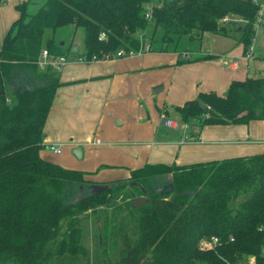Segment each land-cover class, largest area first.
I'll use <instances>...</instances> for the list:
<instances>
[{
  "label": "trees",
  "instance_id": "trees-1",
  "mask_svg": "<svg viewBox=\"0 0 264 264\" xmlns=\"http://www.w3.org/2000/svg\"><path fill=\"white\" fill-rule=\"evenodd\" d=\"M29 2L15 5L18 16L0 44V264H53L64 255L66 264L73 263L83 253L81 216L88 209L101 220L99 253L104 255L108 212L95 209L110 204L109 197L125 186L149 202L137 207L125 202L135 235L119 225L115 264H241L248 255L259 257L264 246V151L188 164L144 163L126 177L91 180L85 171L40 155L45 121L62 82L57 69L36 63L43 47L52 56L70 50L71 44L64 51L53 37L67 25L83 28L87 59H103L119 49L137 52L142 46L134 33L148 25L147 13L151 50L181 53L204 33L226 34L220 20L232 14L244 20L237 30L246 51L254 33L253 2L45 0L33 13L27 11ZM45 29L52 35L44 41ZM179 52L177 63L217 58L206 53L182 59ZM173 109L182 122L198 118L199 128L264 121V75L232 79L224 94L199 92ZM161 176H170L173 190L152 193L151 178ZM93 184L109 187L92 192ZM211 235L218 243L201 248Z\"/></svg>",
  "mask_w": 264,
  "mask_h": 264
},
{
  "label": "crops",
  "instance_id": "crops-1",
  "mask_svg": "<svg viewBox=\"0 0 264 264\" xmlns=\"http://www.w3.org/2000/svg\"><path fill=\"white\" fill-rule=\"evenodd\" d=\"M22 1L0 2V44L18 16L15 5ZM239 47L205 51L217 58L181 63L167 51L111 54L88 63L74 62L73 54L57 69L62 84L45 121L40 155L49 160L43 149L51 144L70 151L79 146V160L84 156L85 161L97 160V156L104 159L94 170L82 171L95 174L90 175L98 177L95 180H109L126 177L130 169L144 163L188 164L264 151L263 120L190 128L173 113L168 115V109L199 92L222 95L232 79L261 75L257 74L259 62L242 56ZM158 86L154 92L158 96L161 92V97L156 99L150 92ZM161 124L169 128L164 136L158 134ZM183 137L187 140L182 141ZM63 160L72 162L68 157Z\"/></svg>",
  "mask_w": 264,
  "mask_h": 264
},
{
  "label": "rangeland",
  "instance_id": "rangeland-1",
  "mask_svg": "<svg viewBox=\"0 0 264 264\" xmlns=\"http://www.w3.org/2000/svg\"><path fill=\"white\" fill-rule=\"evenodd\" d=\"M4 1V0H3ZM45 0H30V2L27 5V11L29 13H33L36 11V9L44 2ZM3 3V2H1ZM148 11V9H147ZM149 12V11H148ZM230 19L228 21H223V19L220 20V22H223L226 24V34L222 33H204L202 36L192 41L189 49L182 50L180 53L182 59H189V58H195L197 55L205 54V51L210 52H218L219 49L222 48H228L229 46H240L239 48L243 52L242 56H245L248 49L252 47V52L249 58L254 59L255 61L259 62L260 68L257 71V74L260 73L261 75H264V31L261 29L258 32H254L252 34L250 47L247 48L246 51H243L242 42L240 43L238 41L239 36L241 35L240 32L237 29H240V23L243 21L239 18V16L228 14L226 15ZM149 21L148 25L142 29L137 30L134 33V36L138 37L141 41V49L138 52L144 51V47L148 46V50H151L148 45V37L151 30V23H150V14L147 13L146 16ZM52 35L50 29H45L43 34V40L45 41ZM83 28L77 27L74 28L73 25H67L64 27H61L55 31L53 34L54 40H57L59 42H63V45H61L64 49V51L67 49L68 45L71 44L70 50H67V59L69 60L73 54L82 56L84 55V44H83ZM76 46L77 50L73 51L72 47ZM171 54H176L179 56L177 51H167ZM135 53V52H134ZM112 57H117L116 52L112 54ZM222 59H220L221 61ZM259 67V66H258ZM256 76V75H255ZM153 98L161 97V92H158V94H155L154 88L151 90ZM173 113V116L176 117V119L180 122V115L179 113L173 110L168 109V115H171ZM198 122V118H189L185 123H188L190 128H196ZM193 125V126H192ZM159 132L161 136H164L167 132L166 129H169L166 124L165 125H159ZM176 135L179 134L174 132ZM43 152L46 154V157L61 166H65L71 169H77V170H83V168H87V170H94L97 165H100V162H103L104 159H102L100 156H97V160H91V161H85V156L83 159L79 160L75 157V160L73 159L74 156L72 155L70 148L68 147H62L61 152L58 154H55L51 152L48 148H44ZM70 158L72 162L64 161L63 158ZM87 177L89 179L95 180L98 177H91V172L87 171ZM97 176V174H96ZM170 176L168 178L166 176L161 177H155L151 178V185L148 188L152 193H158L164 185H166L169 182ZM87 185H84L83 188L86 189ZM91 190V188H89ZM118 191V195L111 196L107 200L110 204H103L96 207L95 210H107L108 213H106V220L108 221V228L106 230V235L103 237V240H105L104 244V252L101 255L99 253L101 247L99 248V243L102 245V237L98 235L99 228L100 232L102 230L101 226V220L99 218L98 213H95L91 211V209H88L85 211L81 218V227H82V244L84 246L83 253L79 255L73 263L75 264H115V260L120 255V234L119 231H117L119 225H123L131 237L135 235V228H134V222L133 217H131L126 210V201H130L134 199L135 197L142 196L137 190L129 189L127 190V186L124 188L116 189V192ZM75 193V192H74ZM79 193V192H78ZM77 193V194H78ZM76 194V195H77ZM75 195V197H76ZM80 193L77 195L79 196ZM241 198L238 197L237 200ZM236 200V202H237ZM121 205L122 209L118 210L115 206ZM114 207V208H113ZM101 215V214H100ZM115 224V226H114ZM115 231V233H113ZM117 231V232H116ZM99 236V238H98ZM100 241V242H99ZM69 260V257L64 255L60 258H56L53 262V264H66Z\"/></svg>",
  "mask_w": 264,
  "mask_h": 264
},
{
  "label": "built area",
  "instance_id": "built-area-1",
  "mask_svg": "<svg viewBox=\"0 0 264 264\" xmlns=\"http://www.w3.org/2000/svg\"><path fill=\"white\" fill-rule=\"evenodd\" d=\"M251 1L253 2V4L256 7L254 19L252 21V26H253L254 32H258L259 30L264 28V0H251ZM0 2H3V0H0ZM222 19H223V21H227L230 18L228 16H224ZM102 36H103V34H102ZM146 50H148V46L144 47V51H146ZM138 51L135 53H140ZM251 52H252V47H250V49H248L245 56L250 57ZM135 53H134V51L125 52V51H123V49H119L116 51V55H118V56L132 55ZM72 60L74 62H79V63H88V62H91V61H94L97 59L95 57L87 59L85 57V55H82V56L76 55L75 57L72 58ZM67 61H68V59H67L66 55L52 56L51 54H49L47 49L45 47H43L41 49V52H40L38 58H37L36 63L39 66V68H41V69H44L46 67H52L54 69H59L61 66L66 64ZM186 140H187V137H183L182 141H186ZM49 149L53 153L58 154L61 152V145L51 144V145H49ZM218 241H219V239L217 236L211 235V236H209L208 239H206L205 241H202V244H200L201 245L200 247L203 248L204 246H213L216 243H218ZM263 249H264V246L261 249V253H260L259 257L256 255H248L245 258L244 262L241 264H264V250Z\"/></svg>",
  "mask_w": 264,
  "mask_h": 264
},
{
  "label": "water",
  "instance_id": "water-1",
  "mask_svg": "<svg viewBox=\"0 0 264 264\" xmlns=\"http://www.w3.org/2000/svg\"><path fill=\"white\" fill-rule=\"evenodd\" d=\"M62 44H63V42H60V45H62ZM72 50L75 51L76 47L75 46L72 47ZM159 88H160L159 86L154 87V90H158ZM199 104L201 106H204V103L202 101H200ZM71 152L73 153V155L76 158L79 159L81 157V148L79 146L73 147L71 149ZM108 187H109V185H98V184H93L91 186L92 192H98V191L104 190ZM172 190H173L172 184L168 183V184L164 185L163 188L160 190V194H166V193L171 192ZM147 202H149V199L145 195H142V196L135 197L133 200H131L130 205H131V207H137V206L143 205L144 203H147ZM99 236H100V228H99ZM71 264H75V263H71Z\"/></svg>",
  "mask_w": 264,
  "mask_h": 264
}]
</instances>
